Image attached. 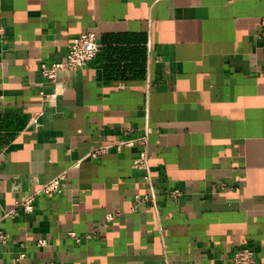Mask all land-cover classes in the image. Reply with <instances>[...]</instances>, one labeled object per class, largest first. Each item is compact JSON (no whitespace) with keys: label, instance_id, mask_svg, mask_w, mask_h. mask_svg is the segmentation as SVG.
<instances>
[{"label":"crops","instance_id":"0c3cea01","mask_svg":"<svg viewBox=\"0 0 264 264\" xmlns=\"http://www.w3.org/2000/svg\"><path fill=\"white\" fill-rule=\"evenodd\" d=\"M263 15L264 0H0V217L36 196L0 221V264H230L242 247L264 264ZM84 30L97 55L44 80ZM147 128L137 169L138 145L111 144Z\"/></svg>","mask_w":264,"mask_h":264},{"label":"built area","instance_id":"2783aa9c","mask_svg":"<svg viewBox=\"0 0 264 264\" xmlns=\"http://www.w3.org/2000/svg\"><path fill=\"white\" fill-rule=\"evenodd\" d=\"M258 37L264 38V15L261 17ZM0 42L1 43L6 42V29L1 24H0ZM100 48H101V44L98 42L97 37L93 31H88V30L81 31L67 46V52L63 59L52 62L50 64L42 63L40 65L41 76L46 81L56 83L58 81V76L61 72L71 73L79 68H82L97 55V53L100 51ZM41 94L45 100H52L55 97V94H47L44 92H41ZM32 122H35L33 118L30 120V123ZM150 131H151L150 128H147L144 134L138 136L135 139H127V140L123 139L111 145L114 146V148L118 151L121 149L122 146H134L135 144L138 145L139 150L137 155L133 158L132 167L137 169L147 170L149 165V154L147 152L146 146ZM109 147L110 146L105 145V146L92 148L89 151V155L92 157L98 156L102 153L107 152L109 150ZM63 177H64L63 174H59L53 179L41 184L37 190L38 191L37 193L51 194V193L60 192L61 191L60 182L63 179ZM222 187H224L223 184ZM179 194L180 191L178 189H174L170 192V196L174 198H177ZM35 197H36L35 194H30L25 198H23L22 200L16 201L13 208L3 213V215L0 217V221L3 218H9V219L16 218L19 215L20 210H23L25 212H31L33 210ZM147 199L148 196L135 195L134 197L135 202L132 208L134 209L137 203L146 201ZM115 214H118V212H115L114 214L108 213L106 215V221L111 220ZM104 224H106V222ZM67 234L68 236L78 240V236L77 234H75V232H68ZM96 234L97 232L93 230L91 232H87L85 234V237L86 238L94 237L96 236ZM40 242L43 243L44 240H40ZM7 243H8V237L0 225V245H4ZM24 256H25L24 253H20L16 257V261L18 264L22 261ZM229 262L230 264H255V252L250 247L239 248L230 255ZM30 264H55V263L53 261H47V262H32Z\"/></svg>","mask_w":264,"mask_h":264}]
</instances>
